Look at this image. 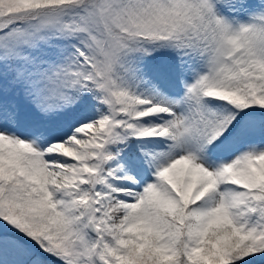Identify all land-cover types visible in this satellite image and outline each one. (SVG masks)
Wrapping results in <instances>:
<instances>
[{
    "label": "snow or ice",
    "instance_id": "1",
    "mask_svg": "<svg viewBox=\"0 0 264 264\" xmlns=\"http://www.w3.org/2000/svg\"><path fill=\"white\" fill-rule=\"evenodd\" d=\"M0 264H264V0H0Z\"/></svg>",
    "mask_w": 264,
    "mask_h": 264
}]
</instances>
